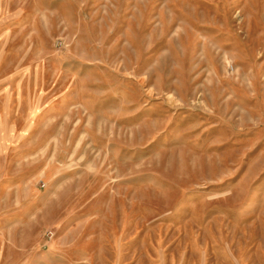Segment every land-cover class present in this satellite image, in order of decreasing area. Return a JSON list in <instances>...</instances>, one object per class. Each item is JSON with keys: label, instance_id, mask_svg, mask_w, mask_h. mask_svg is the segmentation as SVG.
<instances>
[{"label": "rangeland", "instance_id": "rangeland-1", "mask_svg": "<svg viewBox=\"0 0 264 264\" xmlns=\"http://www.w3.org/2000/svg\"><path fill=\"white\" fill-rule=\"evenodd\" d=\"M0 264H264V0H0Z\"/></svg>", "mask_w": 264, "mask_h": 264}]
</instances>
